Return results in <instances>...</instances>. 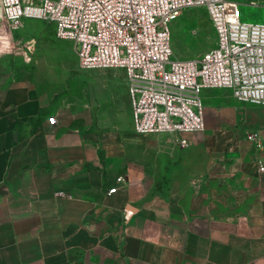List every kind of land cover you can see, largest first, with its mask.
Wrapping results in <instances>:
<instances>
[{"label":"crops","instance_id":"1","mask_svg":"<svg viewBox=\"0 0 264 264\" xmlns=\"http://www.w3.org/2000/svg\"><path fill=\"white\" fill-rule=\"evenodd\" d=\"M99 75L57 101L0 71V264H264V107L206 91V131L169 147Z\"/></svg>","mask_w":264,"mask_h":264},{"label":"built area","instance_id":"2","mask_svg":"<svg viewBox=\"0 0 264 264\" xmlns=\"http://www.w3.org/2000/svg\"><path fill=\"white\" fill-rule=\"evenodd\" d=\"M245 6L264 0H0V49L26 19L54 24L56 37L74 44L81 71H124L138 135L167 134L187 147L185 135L206 131V91L264 107V23L244 20ZM198 8L214 29V47L178 59L173 24ZM250 139L261 146L257 134ZM258 168L264 174V161Z\"/></svg>","mask_w":264,"mask_h":264},{"label":"rangeland","instance_id":"3","mask_svg":"<svg viewBox=\"0 0 264 264\" xmlns=\"http://www.w3.org/2000/svg\"><path fill=\"white\" fill-rule=\"evenodd\" d=\"M242 12L244 20L264 23V6H245L242 7ZM24 22V27L14 31L0 49V71L7 72L9 80L21 84H35L41 93H47L53 86L50 95L57 101L76 96L88 97L90 90L97 89V86H94L103 81L99 74L104 71H81L78 68L74 44L59 40L54 24L36 19H26ZM192 28L198 31L196 37L190 34ZM214 41V29L204 8L186 10L173 24L172 43L175 57L178 59L197 58L209 52L214 47ZM106 71L107 77L112 78V85L127 88L124 71ZM210 94L211 97L224 99L216 101H220V104L212 100L215 103L214 109L224 108L225 102L233 101L229 91L216 90ZM219 120L221 118L217 119L218 122ZM148 138H157L158 143L169 147L177 144L172 136L167 134Z\"/></svg>","mask_w":264,"mask_h":264}]
</instances>
